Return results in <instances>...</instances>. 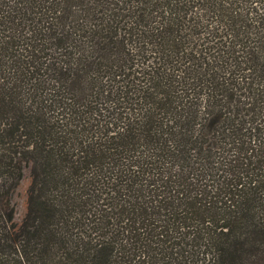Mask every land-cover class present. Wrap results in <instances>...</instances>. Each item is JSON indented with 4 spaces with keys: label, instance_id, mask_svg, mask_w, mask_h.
I'll return each mask as SVG.
<instances>
[{
    "label": "trees",
    "instance_id": "trees-1",
    "mask_svg": "<svg viewBox=\"0 0 264 264\" xmlns=\"http://www.w3.org/2000/svg\"><path fill=\"white\" fill-rule=\"evenodd\" d=\"M0 264H264V0H0Z\"/></svg>",
    "mask_w": 264,
    "mask_h": 264
},
{
    "label": "rangeland",
    "instance_id": "rangeland-1",
    "mask_svg": "<svg viewBox=\"0 0 264 264\" xmlns=\"http://www.w3.org/2000/svg\"><path fill=\"white\" fill-rule=\"evenodd\" d=\"M30 169L26 167L24 169V176L19 186L16 188L13 196V203L15 206V218L18 222H21L27 211V198L28 188L30 185Z\"/></svg>",
    "mask_w": 264,
    "mask_h": 264
}]
</instances>
